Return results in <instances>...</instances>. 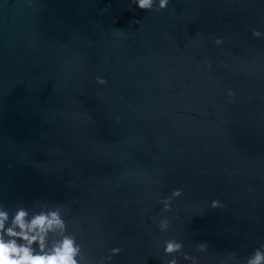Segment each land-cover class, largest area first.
Returning a JSON list of instances; mask_svg holds the SVG:
<instances>
[{"label": "water", "instance_id": "95a60500", "mask_svg": "<svg viewBox=\"0 0 264 264\" xmlns=\"http://www.w3.org/2000/svg\"><path fill=\"white\" fill-rule=\"evenodd\" d=\"M38 201L93 264H167L170 238L243 264L264 244V0H0V204Z\"/></svg>", "mask_w": 264, "mask_h": 264}, {"label": "clouds", "instance_id": "9594fccd", "mask_svg": "<svg viewBox=\"0 0 264 264\" xmlns=\"http://www.w3.org/2000/svg\"><path fill=\"white\" fill-rule=\"evenodd\" d=\"M133 2L141 10L157 12L166 9L169 4V0H133ZM253 35L260 37L262 33L253 30ZM215 43L219 45L223 40L216 38ZM206 67L210 68L211 64L206 62ZM96 81L99 84L106 83V80L99 76L96 77ZM233 95V91L229 90L228 96ZM182 194L183 189H174L169 197L161 200L163 209L170 211L172 199ZM210 207L223 209L225 205L214 199ZM63 213L64 205L60 203L50 205L38 201L31 209L20 204L11 212L0 204V264H93V261L83 254L77 236L68 230V223ZM169 226L170 222L167 218L160 220L161 231H167ZM196 248L204 252L208 248V243L200 242ZM110 251L111 255L95 260L94 264H106V261H111L121 249L114 247ZM163 253L166 257H172L167 260V264H179L175 255L177 253L181 254L184 260L197 264L196 257L183 252V243L175 238L164 241ZM243 264H264V244L254 249L245 258Z\"/></svg>", "mask_w": 264, "mask_h": 264}]
</instances>
